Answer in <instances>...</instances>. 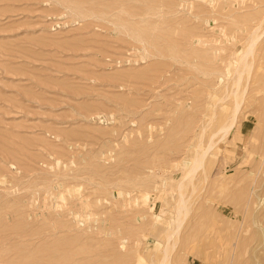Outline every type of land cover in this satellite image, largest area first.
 I'll use <instances>...</instances> for the list:
<instances>
[{
	"label": "rangeland",
	"instance_id": "374dc122",
	"mask_svg": "<svg viewBox=\"0 0 264 264\" xmlns=\"http://www.w3.org/2000/svg\"><path fill=\"white\" fill-rule=\"evenodd\" d=\"M262 202L264 0H0V264H264Z\"/></svg>",
	"mask_w": 264,
	"mask_h": 264
},
{
	"label": "bare ground",
	"instance_id": "6f19581e",
	"mask_svg": "<svg viewBox=\"0 0 264 264\" xmlns=\"http://www.w3.org/2000/svg\"><path fill=\"white\" fill-rule=\"evenodd\" d=\"M255 41L256 40H252V42H254L255 43ZM250 44H252V46H253V43H250ZM251 45H250V48L252 47ZM249 47H247V50L244 52L245 54H250L252 51H251V49H250ZM253 48V47H252ZM249 49H250V51H249ZM250 52V53H249ZM243 53V56L245 55ZM245 57H246V55H245ZM244 57V59L243 60H245L246 58ZM241 58V57H240ZM244 64H245V61H244ZM249 65V64H248ZM246 66H247V64H246ZM250 66V65H249ZM247 68V70H248V66L246 67ZM244 69V68H243ZM243 69L241 70V71H239V73L240 72H242L243 73ZM242 73H240V75L242 76ZM238 76V78L237 79H235L234 80V85H235V87H236V90L238 89V87H239V85H240V81H241V76ZM235 90V91H236ZM233 91V90H232ZM244 92V91H243ZM242 97H243V95H242V93H239L238 95H236V97H235V102H234V107H233V116L232 117H234L235 116V114H236V112H237V110H238V108H239V106H240V104H241V101H242ZM223 127V126H222ZM221 127V128H222ZM222 129H224V128H222ZM225 132H227L228 130H229V126L228 127H226L225 128ZM224 132V133H225ZM204 156V155H203ZM203 156H198V158H196L195 159V161H194V166L191 168V170H190V172L188 173V175L189 174H193L196 170H197V168L198 167H200L201 166V164H202V161H203V159H204V157ZM193 176V175H192ZM183 185L185 186L186 184H180V190H182L181 188L183 187ZM184 189V188H183ZM184 192V191H183ZM182 196V195H181ZM181 198V200H180V202H179V205L177 206V212H176V218L175 219H173V222H171L170 224H171V230L173 231V233L175 234V232L177 233V232H179V228H180V226H181V224H182V220L180 219V216L182 215L183 217H185V214L189 211L188 210V207H187V203H186V197H184V196H182V197H180ZM185 198V199H184ZM262 204H264L263 202H262ZM184 219V218H183ZM170 221V220H169ZM172 221V220H171ZM259 223V230H260V233H263V235H264V221L263 220H260V222H258ZM169 231H170V228H169ZM169 231H168V233H169ZM173 233L170 231V233H169V235L167 234V236H168V241L169 240H171L170 238L173 236ZM173 238V237H172ZM245 241H244V245H243V247H244V255L247 253V251H248V249H249V246H250V236H248L247 234L245 235ZM167 241V242H168ZM165 248V247H164ZM169 253H168V250L167 249H165V253H164V258H163V260H166L165 258L166 257H168L169 255H168ZM259 261V260H258ZM160 262V261H159ZM158 262V263H159ZM257 262V261H256ZM165 262H162L161 261V263H159V264H164ZM244 264H250V258L249 257H246L245 258V260H244Z\"/></svg>",
	"mask_w": 264,
	"mask_h": 264
}]
</instances>
